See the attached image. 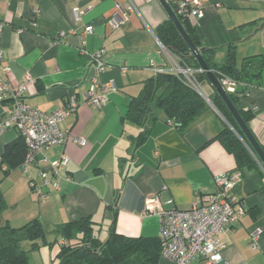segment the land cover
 <instances>
[{
    "label": "crops",
    "instance_id": "crops-1",
    "mask_svg": "<svg viewBox=\"0 0 264 264\" xmlns=\"http://www.w3.org/2000/svg\"><path fill=\"white\" fill-rule=\"evenodd\" d=\"M201 2L203 16L197 33L203 46L217 50L218 63L225 61L229 46L235 47L238 66L250 56H261L264 62V0ZM76 6L85 10L78 24L73 20ZM113 17L121 19L118 27L112 26ZM168 20L160 0H0L4 24L0 78L13 88L26 82L25 103L43 112H52L75 95L80 102L77 111L59 126L64 133L87 141L84 146L72 141L65 145L70 157L66 178L46 202L32 193L28 176L19 167L4 173L8 169L4 166L0 188L8 207L16 202L15 189L27 204L16 216L6 209L0 221L20 227L39 218L52 231L59 224L91 217L105 241L116 218L120 234L159 238L160 216L145 213L155 197L164 208L172 199L176 208L186 210L198 196L212 192L221 176L237 172L240 179L233 194L245 206V213L224 232L227 246L219 264H264V166L260 162L259 167L238 170L235 156L216 139L228 122L212 103L211 83L197 85L209 109L187 130L179 131L160 112L145 142L135 147L143 128L125 119L131 97L160 69L180 66L179 58L157 35L159 26ZM86 24L93 26V33L83 38ZM61 30L73 32L59 40ZM97 52H104L105 69L100 72L93 60ZM5 65L11 73L4 72ZM93 76L101 84L117 85L101 108L84 101ZM238 107L254 112L250 127L264 144V69L259 84L248 87ZM2 116L0 107V120ZM19 135L15 129L0 130V156ZM62 149L53 146L48 156L55 159ZM35 199L40 202L38 208ZM256 230L257 240L253 237ZM30 259L32 264V254ZM160 264L175 263L162 258ZM191 264L206 262L197 259Z\"/></svg>",
    "mask_w": 264,
    "mask_h": 264
},
{
    "label": "trees",
    "instance_id": "trees-1",
    "mask_svg": "<svg viewBox=\"0 0 264 264\" xmlns=\"http://www.w3.org/2000/svg\"><path fill=\"white\" fill-rule=\"evenodd\" d=\"M167 2L177 14L176 5L171 1ZM178 16L219 82L221 83L224 76H228L241 84L240 87H236L235 92H228V95L247 126L251 128L250 121L255 114L251 110L239 109L238 101L246 94L248 87L259 84L264 69L262 57L258 55L247 57L242 65L238 66L235 47L229 46L225 61L218 63L215 60L217 50L203 46L197 33V26L189 19ZM157 35L161 43L179 58L180 67L194 71L191 79L196 84L202 81L211 83L208 73L201 70L198 60L172 20L162 23ZM214 91L212 103L228 122V125L216 135V139L235 156L238 170L243 167H259L260 161L254 154L245 133L215 88ZM208 109L209 103L191 83L189 77L183 73L164 70L147 79L140 92L131 97L125 119L143 128L135 143V147H138L150 134L158 119V113H163L167 122L184 132ZM261 147L264 151V144H261ZM26 152L27 144L22 135L7 143L0 156V172L3 171L4 166L8 168L4 173L18 168ZM7 207V200L0 188V217ZM115 220L105 241L99 238L94 228L95 222L91 217L57 225L52 231L63 241L59 247L58 264H160L163 246L158 237L125 236L117 232ZM48 232L39 218H33L20 227H15L8 221H0V264H31L32 249L38 245L39 239H45ZM26 240L32 243L29 249L23 247V242Z\"/></svg>",
    "mask_w": 264,
    "mask_h": 264
},
{
    "label": "built area",
    "instance_id": "built-area-1",
    "mask_svg": "<svg viewBox=\"0 0 264 264\" xmlns=\"http://www.w3.org/2000/svg\"><path fill=\"white\" fill-rule=\"evenodd\" d=\"M167 1L173 2L176 5L177 14L189 19L193 25H197L203 16L201 0ZM84 12L85 10L80 6L73 8L74 22L82 23ZM121 22L118 17L111 19L113 27H118ZM33 25L35 26L36 23L33 22ZM3 27V22H0V36ZM70 32L73 30H61L59 40ZM92 33L93 26L84 25L81 31L83 38ZM103 55L104 52H97L93 56L98 72L105 69ZM3 59L4 51L0 45V62ZM2 68L8 74L12 71L8 65ZM161 71L164 69L159 70ZM170 71L183 73L198 89V84L191 79L193 74L190 70L177 66ZM90 81V89L84 101L91 107L101 108L106 104L108 95L117 90V85L115 83L101 84L98 76L91 77ZM221 84L227 92H235L238 86V82L228 76L222 78ZM26 89V82H21L13 88L7 79L0 78V107L3 112L0 130L15 129L24 137L27 152L19 169L28 176L32 193L40 202H46L54 191L60 190L62 180L66 178L64 173L70 163V157L64 148L65 145L72 141L84 146L87 141L82 136L64 133L59 126L63 119L77 111L80 102L75 95L71 96L66 104L52 112H43L25 103L23 97ZM53 146L63 147L55 159L48 156V151ZM32 170L36 171L35 175L31 174ZM239 179L240 174L237 172L221 176L212 192L198 196L192 206L186 210L176 208L172 199L166 202L169 205L168 208L161 206L158 197L149 203L145 213L157 214L161 218L159 239L163 246L162 258L175 264H191L197 259L203 260L206 264H219L222 261V251L227 246L224 232L239 221L245 213V206L233 194V187ZM258 235L259 230H256L253 233L255 240Z\"/></svg>",
    "mask_w": 264,
    "mask_h": 264
},
{
    "label": "water",
    "instance_id": "water-1",
    "mask_svg": "<svg viewBox=\"0 0 264 264\" xmlns=\"http://www.w3.org/2000/svg\"><path fill=\"white\" fill-rule=\"evenodd\" d=\"M162 5L164 6L165 10L167 11L170 20L176 25L178 31L180 32L181 36L186 41L187 45L189 46L192 54L194 57L198 60L201 68L206 71L209 75V78L211 80L212 85L216 89V91L220 94L222 99L224 100L225 104L231 111L232 115L240 125L241 129L245 133L247 140L254 152V154L257 156L258 160L262 163L264 166V151L261 147V144L253 134L251 128L247 126L245 121L243 120L242 116L240 115L237 107L234 105V103L231 101L228 92L224 89L222 84L219 82L215 74L209 69L207 63L205 62L204 58L201 55L200 50L197 48V46L192 41L191 37L188 35L187 31L185 30L183 24L180 21L179 16L175 13V11L172 9V7L169 5V3L166 0H160Z\"/></svg>",
    "mask_w": 264,
    "mask_h": 264
},
{
    "label": "rangeland",
    "instance_id": "rangeland-1",
    "mask_svg": "<svg viewBox=\"0 0 264 264\" xmlns=\"http://www.w3.org/2000/svg\"><path fill=\"white\" fill-rule=\"evenodd\" d=\"M15 203H12V206L9 205L7 209H9V213H12V216L18 215L19 212H22L26 208L27 202H24L23 194L19 193L18 189H15ZM35 201V206L38 208V205H40V202L38 200ZM33 201V202H34ZM28 205H30L28 203ZM46 228L48 229V233L45 237V239L41 238L39 239L38 245L32 249L31 254L33 255V258H35L32 261V264H58L59 263V258H58V253H59V247H60V239L57 234L54 232L50 231L51 228H49L45 224ZM103 233H105V230H103ZM99 234V231H97ZM31 242L29 240H26L23 242V247L26 249H29L31 247Z\"/></svg>",
    "mask_w": 264,
    "mask_h": 264
}]
</instances>
